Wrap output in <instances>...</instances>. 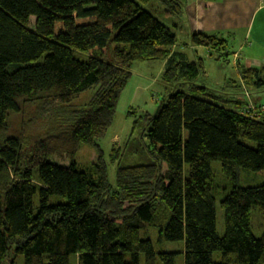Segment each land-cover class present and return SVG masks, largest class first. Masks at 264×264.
Here are the masks:
<instances>
[{
	"label": "trees",
	"instance_id": "trees-1",
	"mask_svg": "<svg viewBox=\"0 0 264 264\" xmlns=\"http://www.w3.org/2000/svg\"><path fill=\"white\" fill-rule=\"evenodd\" d=\"M156 1L167 16L186 8ZM151 2L0 0V264H176L165 242L184 243V264H264V226L255 235L253 225L255 212L264 217V107L238 93L264 94V67L240 64V86L198 83L203 59L173 51L177 36ZM190 45L210 56L227 50L204 32H192ZM146 61L166 62V92L153 112L127 110L136 130L123 155L112 148L113 185L102 141L133 64ZM25 105H37L33 125L44 119L33 140L10 133V116ZM84 145L96 156L83 168Z\"/></svg>",
	"mask_w": 264,
	"mask_h": 264
},
{
	"label": "crops",
	"instance_id": "crops-1",
	"mask_svg": "<svg viewBox=\"0 0 264 264\" xmlns=\"http://www.w3.org/2000/svg\"><path fill=\"white\" fill-rule=\"evenodd\" d=\"M186 2L184 12L177 17L181 24H176L174 28L181 29L183 25L188 29V33L204 32L208 34H216L223 38L229 46L235 42L237 51L241 57L237 60L236 69L241 64L246 68H262L264 67V0H184ZM259 30V34L254 35ZM178 45L174 46L173 51H178L187 55L190 61H196L190 58L188 51L191 50L193 57L210 56V50L201 46H192L190 43L184 46V49L178 50ZM188 50V51H187ZM227 51V50H225ZM223 51V53H225ZM235 52V54H236ZM211 57V56H210ZM203 59V58H202ZM143 63L148 66L156 65V73L154 76L143 73L135 75L132 72V77L122 93L126 97V102L118 103L117 112L114 122L105 139L102 141L103 152L107 150L108 158L113 145L123 147L121 155L124 154L130 140L134 135L136 124L133 118L128 117L127 110L131 106H143L147 111H155L156 104L154 99H160L163 92H166V87L161 81L166 62L165 61H146L136 62ZM238 71V69H237ZM239 77L241 76L240 72ZM146 76V77H145ZM241 81V78H239ZM232 79L223 78V83H231ZM161 81V83H160ZM239 81V82H240ZM157 83H160L158 92L152 93V89ZM214 88V87H212ZM232 90V89H231ZM127 93V94H126ZM121 98V97H120ZM124 99V98H123ZM119 108H121L119 110ZM118 113H125L120 119L121 123L117 126L116 117ZM127 117V118H126ZM134 120V124L126 123V120ZM119 121V122H120ZM137 123V121H136ZM132 130V131H131ZM127 139V142L125 141ZM124 142L122 143V141ZM104 143H107L105 145ZM125 146V147H124ZM106 158V156H105ZM108 163V160L106 158ZM109 170V167H108Z\"/></svg>",
	"mask_w": 264,
	"mask_h": 264
},
{
	"label": "rangeland",
	"instance_id": "rangeland-1",
	"mask_svg": "<svg viewBox=\"0 0 264 264\" xmlns=\"http://www.w3.org/2000/svg\"><path fill=\"white\" fill-rule=\"evenodd\" d=\"M149 8L155 10L154 12L156 14V17L161 22H163L165 25H167L176 34L177 40H178V42H177L178 50L184 49V46L185 45L187 46L190 43V37H191V34L188 33L189 31L185 27V25H183V28H181V29L180 28L179 29L174 28V26L176 24L180 25L181 21L177 18V16H167L163 12L164 11L163 7L156 0H152ZM59 24L60 23H58V28H59ZM257 33L258 34L260 33L259 30ZM257 33H256V29H255L254 35H257ZM235 42L236 41H234L229 46L230 47L229 49H228V47L226 48L227 51H225V54L223 53V51L216 50V52H214L211 55V57L209 55H207L206 57L203 55H201L199 57H193L191 50H189V51L187 50L191 59L197 60L198 58H203L205 68H204V73H202L198 78V83L206 84L209 87H214V89H219L220 87L225 85L223 83V78L227 77L228 79H232L233 81H235L237 86H240L241 81L239 78H241V76L239 77V73L236 69V64H237V60L241 57V54L239 51L236 52L237 46L235 47ZM235 52H236V54H235ZM132 72L136 76L139 74H142V72H143V73L149 74V76L155 77V79L157 78L156 76H154V73H156V65L148 66V65H145L143 63H134L133 67H132ZM160 83H161V81H160ZM160 83H157L155 85V87L152 89V93L159 91ZM231 89H232V87L228 88L227 94L234 92V90H231ZM238 91H239L238 93L241 94L240 97L242 98V100H247V98H248V100H250V102H251L254 99H262L260 102H262L261 104L264 107V94H262V93L256 94L255 92L253 93L248 88H246V91L245 90L242 91L239 89H238ZM244 92H246L245 95H243ZM91 97H92V90L85 91L80 95V97L78 99L73 101V106L75 108H79L81 106L83 107L90 100ZM123 98L121 96V98L119 100L120 104L121 103L125 104L126 97L123 96ZM135 107L146 110L145 108H143V106L141 107V106L136 105ZM120 109L121 108H119V110ZM23 110H24V112L22 114L16 113V114H13L10 116V120H11V124H12V128H11L10 133H12L14 135L22 133V134H25L28 138H31L33 140V139H35V136L42 134L43 131L41 132L40 130L39 131H37V130H38V128L41 127V124H42V122H44V119H42L40 117V119H42V120H40L39 126L33 125L31 121H28V119H31V118L33 119V118H35L36 114H38L37 113V105H32V106L25 105V106H23ZM124 115H125V113H118V116L116 117V124H115L116 126L119 123H121L120 119ZM130 118H132V117H130ZM23 119H25V124L23 122ZM134 120L128 119V120H126V123L130 124V122H131V124H134ZM135 124H136V121H135ZM86 130H87V124H83L82 126H80L77 129L76 132L82 133V132H85ZM184 137H187V133H184ZM170 139L173 141V137H171ZM125 141L127 142V139H125ZM145 141L146 140L144 139V142ZM123 142H124V140L122 141V143ZM104 144L107 145V143H104ZM103 146L104 145H102V148H103ZM114 146L115 145H113L112 148ZM112 148H111L110 154L112 153ZM122 148L123 147H121L120 150ZM95 156H96V150L89 145H84V146H82V148L78 152L76 159H77V161H79L81 163L82 167L84 168L85 166L89 165L92 162V160L95 158ZM105 156L108 160L107 164L109 167L110 182L114 185L115 180H116V170L118 167V163L111 164V162L108 158L109 156H108L107 150L105 151ZM186 172H187V170H186ZM212 172H213L217 181L226 182V176L223 174V172L221 170L220 162L214 161L212 163ZM258 174L264 175V171H261ZM251 176H252V178H255V175H251ZM168 186H169L170 191H181V189H182V185L180 183H171V184H168ZM253 225H254L255 235H259V228L261 226H264V217L259 212L254 213ZM217 229H218L219 235H223V233H224V211L221 208L219 201L217 202ZM152 238L155 241L156 238L155 237H152ZM163 248L166 251L177 252L178 254L176 256V264H184V256H183L184 243L183 242H165V244L163 245ZM12 252L13 251L11 250L8 253V255L11 254ZM9 257H12V255ZM9 257L7 260L10 259ZM214 258H215V260H218L219 259L218 254H215ZM17 263L22 264L21 261L19 260V258H17ZM158 264H160V263H158Z\"/></svg>",
	"mask_w": 264,
	"mask_h": 264
}]
</instances>
